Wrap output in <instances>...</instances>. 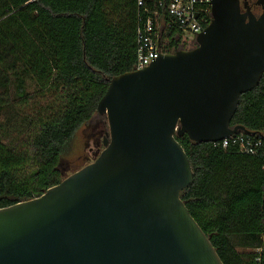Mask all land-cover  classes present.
<instances>
[{"label": "water", "instance_id": "water-1", "mask_svg": "<svg viewBox=\"0 0 264 264\" xmlns=\"http://www.w3.org/2000/svg\"><path fill=\"white\" fill-rule=\"evenodd\" d=\"M255 4L259 16L210 0L194 49L109 80L96 108L103 149L41 196L0 208V264H223L180 199L193 172L176 137L253 135L230 121L264 73V0Z\"/></svg>", "mask_w": 264, "mask_h": 264}, {"label": "trees", "instance_id": "trees-1", "mask_svg": "<svg viewBox=\"0 0 264 264\" xmlns=\"http://www.w3.org/2000/svg\"><path fill=\"white\" fill-rule=\"evenodd\" d=\"M168 1L0 0V208L64 179L62 158L98 116L109 80L134 71L139 17L157 12L167 53L177 50L182 33L158 7ZM237 125L264 135V73L240 96L230 121ZM176 141L193 172L180 199L222 263L264 264V158L186 135Z\"/></svg>", "mask_w": 264, "mask_h": 264}, {"label": "built area", "instance_id": "built-area-1", "mask_svg": "<svg viewBox=\"0 0 264 264\" xmlns=\"http://www.w3.org/2000/svg\"><path fill=\"white\" fill-rule=\"evenodd\" d=\"M144 1L137 0L138 8L143 7ZM163 6L166 8V12L170 18L167 27L178 29L182 33V36L184 33L190 34L194 37L193 41H195V37L210 23V0H169L166 5L162 2L158 4V7ZM160 20L162 19L158 17L157 12L147 17L144 22L139 17L136 31L137 52L134 71L149 66L152 59H156L158 53H167L165 49L166 43L162 41V30L158 27ZM163 25L165 27L164 22ZM211 144L214 147L220 145L224 150L235 147L237 153L248 156L260 155L264 158V135L239 133L220 142ZM262 170L264 171V164ZM259 251L260 249L257 250V252Z\"/></svg>", "mask_w": 264, "mask_h": 264}, {"label": "rangeland", "instance_id": "rangeland-1", "mask_svg": "<svg viewBox=\"0 0 264 264\" xmlns=\"http://www.w3.org/2000/svg\"><path fill=\"white\" fill-rule=\"evenodd\" d=\"M160 30L165 29L163 21L160 20L158 24ZM188 33H184L178 43L177 50H191L194 49L195 41ZM165 43H168L166 40ZM108 131L106 124V118L103 115L94 116V118L88 124L84 125L75 135L74 139L70 143L69 151L62 158V164L60 171L62 172V178H65L79 170L83 166L92 162L103 149L100 141L104 134Z\"/></svg>", "mask_w": 264, "mask_h": 264}, {"label": "flooded vegetation", "instance_id": "flooded-vegetation-1", "mask_svg": "<svg viewBox=\"0 0 264 264\" xmlns=\"http://www.w3.org/2000/svg\"><path fill=\"white\" fill-rule=\"evenodd\" d=\"M255 1L256 0H240V6H241V10L242 12L245 11V6H244V3L246 2L248 8L250 9V11L252 12V14H254L256 16V10H259V7L255 4ZM194 47H196V44H194ZM178 49V46L177 47H174V50ZM105 137V134L102 138ZM99 141H97L96 144H98Z\"/></svg>", "mask_w": 264, "mask_h": 264}]
</instances>
